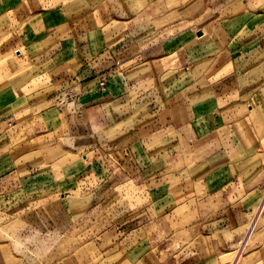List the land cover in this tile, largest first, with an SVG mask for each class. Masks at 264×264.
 <instances>
[{
    "label": "crops",
    "instance_id": "obj_1",
    "mask_svg": "<svg viewBox=\"0 0 264 264\" xmlns=\"http://www.w3.org/2000/svg\"><path fill=\"white\" fill-rule=\"evenodd\" d=\"M184 22L193 24L160 38V29ZM184 38L191 48L179 45ZM63 103L70 132L81 121L88 132L102 121L106 132L121 129L122 142L132 135L111 153L134 159L123 185L146 189L155 212L166 204L160 232H126L133 245L149 238V249L169 264H216L218 252L245 236L240 252L251 248L249 217L264 207V0H0V169L7 166V176L48 182L45 168L29 160L40 150L24 143L54 137L39 124L30 134V123L36 109L58 111ZM144 140L164 145L154 151ZM260 238L249 254L254 264H264Z\"/></svg>",
    "mask_w": 264,
    "mask_h": 264
},
{
    "label": "rangeland",
    "instance_id": "obj_2",
    "mask_svg": "<svg viewBox=\"0 0 264 264\" xmlns=\"http://www.w3.org/2000/svg\"><path fill=\"white\" fill-rule=\"evenodd\" d=\"M192 24L184 22L169 30L160 29V38L172 36ZM157 26L163 27L159 23ZM185 39L179 43L184 50L194 44ZM64 105H58L62 111L58 107L56 111L55 106L36 109L29 133L32 132L31 127L35 128L39 124L40 130L47 132L54 129V137L52 134L50 140L37 138L24 143L28 150L36 147L40 150L38 154L29 155V160L32 158V161L45 168L41 174L45 175L48 182L38 187L34 183L41 179L42 185L44 176L20 180L16 175L7 176V166L0 169V264H169L163 253L156 255L155 251L149 249L154 241L148 238L143 243L144 247H140V244L133 245L135 237L126 233L137 229L141 237H148L155 231L160 232L163 225L159 215L166 205L163 204L155 212V209L148 207L149 198L144 194L146 189L135 191L128 183L123 185L128 182V174L135 170L130 171L128 168H135L136 165L132 164L134 159L128 155L126 160L120 162L117 160L118 154L111 153L116 149L127 148L133 142L132 135L124 136L125 142H122L123 138L119 137L121 129L116 127L106 132V128L100 126L102 121H97V125L94 124L89 132L81 121L79 127L76 125L70 132ZM58 113H62L60 126ZM140 134L144 138L146 133ZM106 137L108 139L104 141ZM20 139L21 133L12 136L10 143H18ZM5 140L1 138L0 145ZM145 141L144 147H153L154 151L161 150L164 145L161 142L150 144ZM124 162L127 165L122 166ZM175 168L178 165L173 167V171ZM50 170L56 174L55 178L52 175L50 178ZM86 172L91 173V176L83 179ZM84 183L88 185V190L84 191ZM154 219L156 222L152 223V227H146ZM249 220V229L254 223L251 248L245 247L240 252L245 236L232 251L218 252L213 257L214 263L234 264L235 259L230 261L229 258L239 253L240 257L235 264L256 263V259L251 260L249 254L258 244L255 238L264 236V207L258 217L256 209ZM128 245L135 252L127 250L125 247ZM135 246L140 248L134 249ZM247 260H250L249 263H246Z\"/></svg>",
    "mask_w": 264,
    "mask_h": 264
},
{
    "label": "built area",
    "instance_id": "obj_3",
    "mask_svg": "<svg viewBox=\"0 0 264 264\" xmlns=\"http://www.w3.org/2000/svg\"><path fill=\"white\" fill-rule=\"evenodd\" d=\"M100 88H101L102 91L105 90V88H104V83H100Z\"/></svg>",
    "mask_w": 264,
    "mask_h": 264
}]
</instances>
